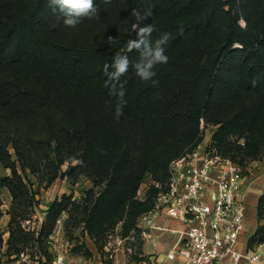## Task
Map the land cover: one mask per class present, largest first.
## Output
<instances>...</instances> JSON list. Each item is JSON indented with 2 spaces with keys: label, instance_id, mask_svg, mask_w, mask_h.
I'll return each mask as SVG.
<instances>
[{
  "label": "trees",
  "instance_id": "16d2710c",
  "mask_svg": "<svg viewBox=\"0 0 264 264\" xmlns=\"http://www.w3.org/2000/svg\"><path fill=\"white\" fill-rule=\"evenodd\" d=\"M93 3L97 15L70 28L50 0H0V164L11 172L0 176V222L2 189L12 197L7 240L0 227V264H5V244L6 256H12L21 255L31 242L42 243L72 203L67 196L55 200L36 238L24 226L35 195L19 166L26 172L35 161L52 156L49 166L55 173L49 183L68 162L70 173L84 168L97 185H104L86 210V229L101 249L108 223L121 221L120 214L136 201L148 174L162 187L167 184L176 157L164 162L162 151L192 145L202 119L220 125L214 142L224 158L237 162L235 154L245 147L231 139L253 133L258 141L249 157L260 160L264 155V129L261 135L255 131L259 121L264 123V0ZM133 10L144 19L137 21ZM146 25L154 29L148 37L153 45L164 33L169 35L162 45L168 61L155 66L149 81L141 80L133 67L139 51L127 47ZM117 53L130 61L120 80L127 104L119 117L120 101L104 86V66ZM30 119H41L38 134L24 129ZM153 188L158 195L160 188ZM149 209L129 216L131 226L124 225V235L131 228L139 235L138 219ZM257 221L249 249L264 244V191ZM39 248L37 261L48 264Z\"/></svg>",
  "mask_w": 264,
  "mask_h": 264
},
{
  "label": "rangeland",
  "instance_id": "374dc122",
  "mask_svg": "<svg viewBox=\"0 0 264 264\" xmlns=\"http://www.w3.org/2000/svg\"><path fill=\"white\" fill-rule=\"evenodd\" d=\"M240 23L245 26L243 20ZM23 124L31 135L38 134L41 130V119H30ZM204 122V123H203ZM259 121V125L256 126L255 131L261 135L264 129V123ZM204 124V127H203ZM220 125L208 123L205 120H201L199 131L197 136L192 141V145L204 140L209 139L211 136L210 144H212L219 154L223 156L214 142V134L217 133ZM254 134V133H253ZM245 135L243 138L234 136L231 140L238 144V146L245 147L241 153L235 154L237 162L244 171L247 169L252 170L254 174L256 172L264 176V155L260 160L250 158V154L255 149L257 143V134ZM36 136V135H34ZM33 136V137H34ZM263 138V137H262ZM257 140V141H256ZM208 142V141H207ZM191 145V144H190ZM188 145V146H190ZM187 146V147H188ZM187 147L180 146L174 150L166 149L162 151L161 157L164 162L170 157L177 158L181 156L187 149ZM12 152L13 149L11 148ZM248 155V156H247ZM46 156H44L45 158ZM43 158V157H41ZM52 156L45 158L39 164V161H35L37 165L30 169L27 167L26 172H23L19 166V171L27 182L30 190L35 195V202L33 206V213L30 220L24 221V226L36 232L35 236L38 237L43 223L45 222L47 211L55 200H61L64 196L72 197V203L70 204V210L64 211L57 221L56 227L53 233L43 239L42 243L31 242L25 252L21 255L15 254L12 256H6L8 245L5 244L3 248V260L5 264H39L37 261L39 258L38 248L45 250L41 255L43 256V262L48 264H55L59 258H64V264H143L146 258L143 249L144 244L141 238L131 228L128 233L124 235L125 227H130L129 216H134L138 211L142 209H149L154 205V201L157 197V190L155 191L152 182L156 180L153 174H148L141 185L136 201L125 208L119 216V223L113 226L112 223H108L106 233L101 238L100 246L96 245L95 239L91 238L86 229V213L90 203H93L92 197L96 198L104 188V185H97L91 175L88 174L84 168L75 169L70 173L69 163L66 162L60 167L59 176L53 182L49 183L52 175L55 173V169H52L49 165L53 163ZM171 159V160H172ZM230 159V158H228ZM243 159V160H242ZM232 160V159H230ZM233 161V160H232ZM56 163V162H55ZM78 161H75L73 165H77ZM252 173V176L255 177ZM9 176L11 172L0 164V176ZM158 181V180H157ZM160 182V181H159ZM162 184V183H161ZM259 194L264 191V177L258 182ZM93 193L90 194L89 192ZM12 197L6 188L2 189V209L4 215L0 222V227L6 231L5 240L8 239L9 233L8 224L10 216L7 214L9 206L11 204ZM254 199L252 200V202ZM73 203H75L73 205ZM248 205L247 210V227L245 230L246 235H250L251 231L258 226V221L254 212ZM253 211V213H252ZM142 212H140L141 214ZM254 214V215H253ZM139 217V213L136 217V221ZM255 217V218H254ZM264 223V222H263ZM166 256L161 259V264H171ZM150 264V262H148ZM174 264V263H173Z\"/></svg>",
  "mask_w": 264,
  "mask_h": 264
},
{
  "label": "built area",
  "instance_id": "2783aa9c",
  "mask_svg": "<svg viewBox=\"0 0 264 264\" xmlns=\"http://www.w3.org/2000/svg\"><path fill=\"white\" fill-rule=\"evenodd\" d=\"M210 141L211 136L194 143L174 159L164 187L152 182L160 191L138 219L139 237L155 250L164 234H174L167 257L181 258L182 264H264V244L249 249L245 240L252 173L221 156ZM160 218L179 220L185 227L169 228ZM55 264H64V258Z\"/></svg>",
  "mask_w": 264,
  "mask_h": 264
},
{
  "label": "clouds",
  "instance_id": "9594fccd",
  "mask_svg": "<svg viewBox=\"0 0 264 264\" xmlns=\"http://www.w3.org/2000/svg\"><path fill=\"white\" fill-rule=\"evenodd\" d=\"M107 3L108 0H105ZM50 4L53 10H59L63 14V23L66 27L77 26L82 18H94L97 15V8L93 3V0H50ZM133 15L137 21L144 19L139 12L133 10ZM150 15L146 13L145 16ZM136 27V26H134ZM154 31L151 25L139 27L137 32V39L129 40L127 47L129 50L135 49L140 53V59L133 66L136 70V74L143 81L152 80L156 73L153 71L156 65L165 64L168 61V57L165 55V49L162 45H165L169 40V35L164 33L159 39L155 41L153 45L149 41L148 37ZM111 42H115L110 37ZM130 67V61L127 55H121L119 53L113 59V62L105 64L104 72L107 79L104 82L105 87L110 88V95L116 96L120 101L117 104V117L122 114L123 106L127 104V101L123 99L126 92L123 85L120 83L121 77L125 75ZM111 69V71L109 70ZM155 83V81H153Z\"/></svg>",
  "mask_w": 264,
  "mask_h": 264
},
{
  "label": "crops",
  "instance_id": "0c3cea01",
  "mask_svg": "<svg viewBox=\"0 0 264 264\" xmlns=\"http://www.w3.org/2000/svg\"><path fill=\"white\" fill-rule=\"evenodd\" d=\"M252 173L254 174L253 170ZM254 176L251 175L252 179H253V183L252 185L248 188L247 192H246V206H247V210H248V205L250 206V209L252 210V207H254V212L257 218V202H258V198L260 197V195L262 193L259 194V188H258V182L260 180L263 179V175H261L260 173L258 174L256 172V174H254ZM254 199V201L252 202V200ZM253 213V211H252ZM254 215V214H253ZM255 218V217H254ZM160 222L164 225L167 226L169 228L172 229H183L185 227V224L179 220H175V219H169V218H160ZM256 229V228H255ZM254 229L250 232V235H246L245 234V240L246 242H248L250 236L254 233ZM176 239V236L172 233H166L163 236V241L159 244V246L154 250L150 247V245L148 244H144V253L145 255H147V259L148 262H150V264H161V259L166 256L167 257V252L169 250V247L174 243ZM171 264H182V259L178 258L177 260H170Z\"/></svg>",
  "mask_w": 264,
  "mask_h": 264
}]
</instances>
